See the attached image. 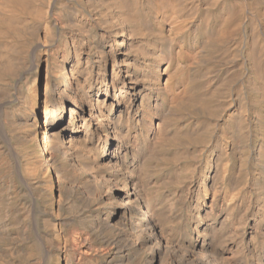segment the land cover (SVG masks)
I'll use <instances>...</instances> for the list:
<instances>
[{"label": "bare ground", "instance_id": "bare-ground-1", "mask_svg": "<svg viewBox=\"0 0 264 264\" xmlns=\"http://www.w3.org/2000/svg\"><path fill=\"white\" fill-rule=\"evenodd\" d=\"M0 264H264V0H0Z\"/></svg>", "mask_w": 264, "mask_h": 264}]
</instances>
